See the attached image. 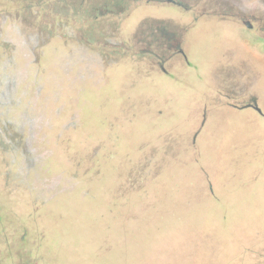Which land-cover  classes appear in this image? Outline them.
<instances>
[{"label":"rangeland","instance_id":"374dc122","mask_svg":"<svg viewBox=\"0 0 264 264\" xmlns=\"http://www.w3.org/2000/svg\"><path fill=\"white\" fill-rule=\"evenodd\" d=\"M257 15L264 0H0V264H127L86 225L108 196L166 201L187 264H264V114L241 108L264 112V30L240 19Z\"/></svg>","mask_w":264,"mask_h":264},{"label":"trees","instance_id":"16d2710c","mask_svg":"<svg viewBox=\"0 0 264 264\" xmlns=\"http://www.w3.org/2000/svg\"><path fill=\"white\" fill-rule=\"evenodd\" d=\"M191 171H195L198 174L200 172L203 173L202 167L199 166L192 167ZM174 172L175 170L171 167V170L169 169L167 173H172L174 175ZM168 184L170 183L166 184L164 182H154L152 187L156 188V190L159 189V192H162L160 190H167V193H170L169 196H174L175 192L178 191L179 188H176L177 184L175 182H172L170 187H168ZM85 196L87 198L84 199V202L87 204L97 203L94 196ZM114 201L116 200H112L110 196H108L107 199L101 198L98 201L99 207L96 206V211L88 216V218H85V221L88 222L86 225L89 227L90 231L91 221L93 222L96 229V240L98 238L99 240H103L102 243H111L113 248L106 249L105 253V256L110 258L109 260L113 258V253L118 251L125 257L127 264H157L162 259L163 264H187L188 261L186 258H179L181 256L177 257V252L173 253L171 244L177 240L176 244H173V247H179L178 244H182L181 242L184 241V238H182V235L180 236L181 233L178 229L169 232L168 227H166L167 222H172V214L167 208H165L166 201H160L163 204L159 205H155L154 202H148V207L156 208L155 206H160L163 209L159 211L155 210V212L148 211L140 215L123 210L115 211V206L118 203ZM122 201L126 204L129 202L126 197H124ZM95 205L96 204H94V206ZM159 221L165 225L163 230H149L151 228L150 224L157 223ZM132 227L135 228V231L130 230ZM90 231H88V228L86 227V233L83 235L84 245L85 243L90 245L92 242V235ZM154 236L156 243L150 242L149 240ZM160 249L163 250L164 258L160 257L158 258V261L155 251ZM154 258H156L158 262L155 263V260H152ZM116 259L117 254H115L114 260ZM114 260L112 259L111 261ZM120 261L119 263H123V261Z\"/></svg>","mask_w":264,"mask_h":264},{"label":"flooded vegetation","instance_id":"af4514ba","mask_svg":"<svg viewBox=\"0 0 264 264\" xmlns=\"http://www.w3.org/2000/svg\"><path fill=\"white\" fill-rule=\"evenodd\" d=\"M171 2H175V0H169ZM240 19H242L244 21V23H246V25L250 28H253V29H260V30H264V26H263V20H264V17L263 15H257V16H254L253 19L254 21L257 23L258 26H256L254 23H250L248 20L244 19L243 17H240ZM177 49L181 52H183V49L180 48L178 45H177ZM241 108L245 109V108H254L256 109L259 113L261 114H264V112L262 111V109L258 106V102L256 100V98H252L250 102H248L247 104H245L244 106H242Z\"/></svg>","mask_w":264,"mask_h":264}]
</instances>
